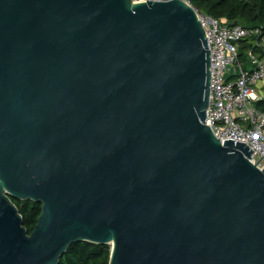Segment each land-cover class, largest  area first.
<instances>
[{
    "label": "water",
    "instance_id": "obj_1",
    "mask_svg": "<svg viewBox=\"0 0 264 264\" xmlns=\"http://www.w3.org/2000/svg\"><path fill=\"white\" fill-rule=\"evenodd\" d=\"M207 42L185 0H0V264H264V167L206 124Z\"/></svg>",
    "mask_w": 264,
    "mask_h": 264
},
{
    "label": "built area",
    "instance_id": "obj_2",
    "mask_svg": "<svg viewBox=\"0 0 264 264\" xmlns=\"http://www.w3.org/2000/svg\"><path fill=\"white\" fill-rule=\"evenodd\" d=\"M185 1L191 3L190 0ZM198 18L205 29L210 49L211 82L206 124L222 144L227 139L246 143L254 151L250 161L256 164L261 159L257 164L262 168L264 108L257 106L264 100L262 30L241 24L229 25L201 12H198ZM243 39H251L253 44L247 50L245 61L240 60Z\"/></svg>",
    "mask_w": 264,
    "mask_h": 264
},
{
    "label": "trees",
    "instance_id": "obj_3",
    "mask_svg": "<svg viewBox=\"0 0 264 264\" xmlns=\"http://www.w3.org/2000/svg\"><path fill=\"white\" fill-rule=\"evenodd\" d=\"M190 2L198 12L224 20L229 25L259 27L264 35V0H190ZM240 45V60L245 61L247 50L253 44L251 39H243ZM257 106L264 108V100L257 103ZM12 201L18 206L24 225L31 233L42 211L41 203L14 197ZM110 253V243L77 241L63 253L59 264H109Z\"/></svg>",
    "mask_w": 264,
    "mask_h": 264
}]
</instances>
